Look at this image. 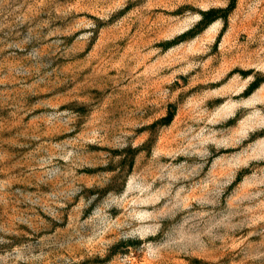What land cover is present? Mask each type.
Masks as SVG:
<instances>
[{"label":"rangeland","instance_id":"obj_1","mask_svg":"<svg viewBox=\"0 0 264 264\" xmlns=\"http://www.w3.org/2000/svg\"><path fill=\"white\" fill-rule=\"evenodd\" d=\"M0 264H264V0H0Z\"/></svg>","mask_w":264,"mask_h":264}]
</instances>
